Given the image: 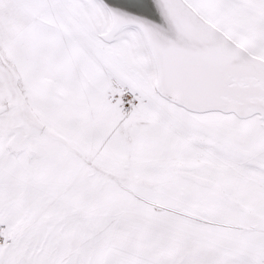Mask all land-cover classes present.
<instances>
[{
	"label": "snow or ice",
	"instance_id": "1",
	"mask_svg": "<svg viewBox=\"0 0 264 264\" xmlns=\"http://www.w3.org/2000/svg\"><path fill=\"white\" fill-rule=\"evenodd\" d=\"M0 264H264V0H0Z\"/></svg>",
	"mask_w": 264,
	"mask_h": 264
}]
</instances>
